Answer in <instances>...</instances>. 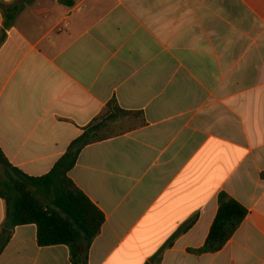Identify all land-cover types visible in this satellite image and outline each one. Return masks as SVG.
Here are the masks:
<instances>
[{"label":"crops","instance_id":"obj_1","mask_svg":"<svg viewBox=\"0 0 264 264\" xmlns=\"http://www.w3.org/2000/svg\"><path fill=\"white\" fill-rule=\"evenodd\" d=\"M112 101L122 129L103 126L69 171L106 217L88 264H264V0H0L9 164L48 174ZM221 191L246 218L221 250L189 252ZM5 216L0 197L1 231ZM0 264H71V250L20 225Z\"/></svg>","mask_w":264,"mask_h":264},{"label":"trees","instance_id":"obj_2","mask_svg":"<svg viewBox=\"0 0 264 264\" xmlns=\"http://www.w3.org/2000/svg\"><path fill=\"white\" fill-rule=\"evenodd\" d=\"M107 109L106 114L100 116L102 119L99 121L96 118L87 126L54 168L44 176L31 177L13 167L0 149V160L10 169L6 179L0 181V197L6 202V216L2 227L10 231L4 233L0 230V255L17 226L36 224L37 243L40 246L68 245L71 264H88L91 244L101 233L106 217L76 185L69 176V171L86 145L103 138L98 131L108 124V120L129 115L116 101H112ZM262 177L264 178V172ZM218 204V211L205 243L196 249L189 248V252L200 255L221 250L248 214V209L225 191L219 193ZM195 220L196 218L190 220L184 227L188 228ZM171 243L172 241L168 242L164 248Z\"/></svg>","mask_w":264,"mask_h":264},{"label":"rangeland","instance_id":"obj_3","mask_svg":"<svg viewBox=\"0 0 264 264\" xmlns=\"http://www.w3.org/2000/svg\"><path fill=\"white\" fill-rule=\"evenodd\" d=\"M111 109H109V111H110ZM114 120L115 119H113V120H108L109 122H108V124H113L114 123ZM120 129H122V125L121 124H119V125H115V124H113V126H111V130L112 131H118V130H120Z\"/></svg>","mask_w":264,"mask_h":264},{"label":"water","instance_id":"obj_4","mask_svg":"<svg viewBox=\"0 0 264 264\" xmlns=\"http://www.w3.org/2000/svg\"><path fill=\"white\" fill-rule=\"evenodd\" d=\"M2 231L4 232V233H10V231L9 230H7V229H2Z\"/></svg>","mask_w":264,"mask_h":264}]
</instances>
